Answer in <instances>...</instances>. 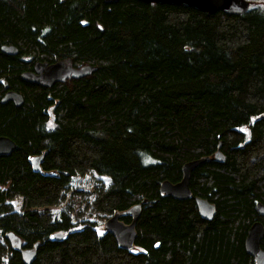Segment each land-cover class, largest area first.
<instances>
[{
	"label": "trees",
	"instance_id": "16d2710c",
	"mask_svg": "<svg viewBox=\"0 0 264 264\" xmlns=\"http://www.w3.org/2000/svg\"><path fill=\"white\" fill-rule=\"evenodd\" d=\"M248 1L233 16L138 0H0V87L25 100L0 101V136L17 144L0 156V264H256L245 240L264 224V0ZM62 60L97 70L51 89L21 78ZM220 143L225 160L192 173L190 199L161 193ZM197 197L216 205L212 219ZM135 206L131 251L97 226L117 212L130 224Z\"/></svg>",
	"mask_w": 264,
	"mask_h": 264
},
{
	"label": "water",
	"instance_id": "95a60500",
	"mask_svg": "<svg viewBox=\"0 0 264 264\" xmlns=\"http://www.w3.org/2000/svg\"><path fill=\"white\" fill-rule=\"evenodd\" d=\"M120 0H105L106 4H114ZM147 4H173L184 5L195 10L215 14L218 12H224L228 15L242 16L249 10L251 2L248 0H138ZM2 52L8 55H17L18 50L13 46H3ZM90 65H82L75 67L71 62L58 61L53 64L47 62H36L33 71H27L21 74V78L24 82L32 85L40 86L42 88L51 89L55 84L65 83L69 80H78L87 76H90L96 71ZM14 101L17 107L24 104V97L14 91H9L3 99V102ZM222 143H220L216 154L210 158L205 157L197 160L190 161L183 166V177L181 181L174 183L166 180L161 185V193L163 195L173 197L177 200H188L192 196L190 188L192 173L202 164L211 160L217 162H223L225 160L224 154L221 152ZM17 149L16 142L6 136H0V156L10 155ZM45 154L32 159V165L36 172L41 171V163L45 158ZM201 215L204 219L210 220L215 214V205L209 202L207 199L197 197L195 199ZM258 211L261 215H264V205L259 203L257 205ZM142 210L141 206H135L130 210V214L133 217V221L130 224H125L120 220L121 215L115 213L108 219L105 224L108 232L116 236V239L122 249L133 250L136 245V225ZM64 234L57 233L55 235L56 240L64 238ZM14 238V235H10ZM15 244L17 248H21V239L15 237ZM264 238V224L262 222H255L252 224L248 231V235L245 240L246 252L255 258L256 264H264V250L261 248V241ZM36 252V251H35ZM33 250L23 251L26 258V263L31 262L35 258Z\"/></svg>",
	"mask_w": 264,
	"mask_h": 264
},
{
	"label": "rangeland",
	"instance_id": "374dc122",
	"mask_svg": "<svg viewBox=\"0 0 264 264\" xmlns=\"http://www.w3.org/2000/svg\"><path fill=\"white\" fill-rule=\"evenodd\" d=\"M52 112H53V111L51 110V112H50V123H51V126L54 125V115H53ZM189 162H190V161H189ZM187 163H188V162H187ZM95 179H96V178H95ZM92 180H94V178L92 179V178H90V177H76V178L74 179V181H73V184L77 185V184H80L81 182H83V183L86 185V187H88V185L91 184ZM101 180L104 181V182H106V183H109V182H110V180H109L108 178H106V177H102ZM86 189H87V188H86ZM14 206H15V209H16L17 211H21V207H22L21 200L16 201V202L14 203ZM113 215H114V214H113ZM111 216H112V215H111ZM108 218H110V216L104 218V220H103V221L97 226L98 231H99L100 234H101V233L105 234V233L108 232V230H107L106 227H105V224H106V222L108 221ZM103 234H102V235H103ZM15 246H16V244H15ZM133 250L138 251V249H137L136 247H135ZM23 258H24V257H23Z\"/></svg>",
	"mask_w": 264,
	"mask_h": 264
},
{
	"label": "flooded vegetation",
	"instance_id": "af4514ba",
	"mask_svg": "<svg viewBox=\"0 0 264 264\" xmlns=\"http://www.w3.org/2000/svg\"><path fill=\"white\" fill-rule=\"evenodd\" d=\"M9 91H14V92H16V93H18V94H21L20 92H18V91H15V90H10L8 87H6V88H3V87H0V101H1V103L2 104H12V105H14L15 107H17L16 106V103L14 102V101H9V102H6V103H4L3 102V99H4V97L6 96V94L9 92ZM3 92V93H2ZM22 95V94H21ZM24 97V96H23ZM45 154V153H44ZM35 157H37V156H35ZM34 157V158H35ZM33 158V159H34ZM43 162V161H42ZM42 164V163H41ZM203 199H207V198H203ZM208 200V199H207ZM209 201V200H208ZM210 202V201H209ZM212 203V202H211ZM260 202H258L257 203V205L259 204ZM212 204H214V203H212ZM262 204V203H261ZM215 205V204H214ZM198 207V206H197ZM198 210H199V208H198ZM257 210H258V208H257ZM200 212V211H199ZM216 212H217V207H216V205H215V214L213 215V217L216 215ZM258 213H259V211H258ZM201 214V213H200ZM260 214V213H259ZM261 215V214H260ZM202 216V215H201ZM262 216H264V215H262ZM212 217V218H213ZM207 220V219H206ZM256 222H259V221H256ZM255 223V222H254Z\"/></svg>",
	"mask_w": 264,
	"mask_h": 264
},
{
	"label": "bare ground",
	"instance_id": "6f19581e",
	"mask_svg": "<svg viewBox=\"0 0 264 264\" xmlns=\"http://www.w3.org/2000/svg\"><path fill=\"white\" fill-rule=\"evenodd\" d=\"M102 190V189H101ZM99 194V193H98ZM200 211V210H199ZM118 214H120L121 216L123 215L122 213H119V212H117ZM201 213V212H200ZM124 214H129V215H131L130 214V210L129 211H127V212H125ZM79 216V215H78ZM1 233V232H0ZM255 260V259H254Z\"/></svg>",
	"mask_w": 264,
	"mask_h": 264
},
{
	"label": "snow or ice",
	"instance_id": "6c2138e0",
	"mask_svg": "<svg viewBox=\"0 0 264 264\" xmlns=\"http://www.w3.org/2000/svg\"><path fill=\"white\" fill-rule=\"evenodd\" d=\"M103 233H101V235H102Z\"/></svg>",
	"mask_w": 264,
	"mask_h": 264
}]
</instances>
